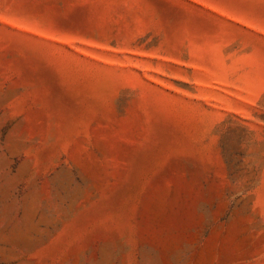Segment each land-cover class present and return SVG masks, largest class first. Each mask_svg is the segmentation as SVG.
I'll use <instances>...</instances> for the list:
<instances>
[{"label":"rangeland","instance_id":"obj_1","mask_svg":"<svg viewBox=\"0 0 264 264\" xmlns=\"http://www.w3.org/2000/svg\"><path fill=\"white\" fill-rule=\"evenodd\" d=\"M0 264H264V0H0Z\"/></svg>","mask_w":264,"mask_h":264}]
</instances>
